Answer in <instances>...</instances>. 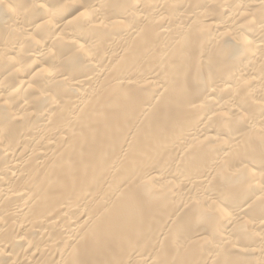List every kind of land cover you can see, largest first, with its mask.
I'll use <instances>...</instances> for the list:
<instances>
[{"label":"bare ground","instance_id":"6f19581e","mask_svg":"<svg viewBox=\"0 0 264 264\" xmlns=\"http://www.w3.org/2000/svg\"><path fill=\"white\" fill-rule=\"evenodd\" d=\"M0 264H264V0H0Z\"/></svg>","mask_w":264,"mask_h":264}]
</instances>
